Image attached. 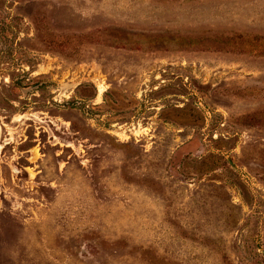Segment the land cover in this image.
<instances>
[{
    "label": "rangeland",
    "instance_id": "374dc122",
    "mask_svg": "<svg viewBox=\"0 0 264 264\" xmlns=\"http://www.w3.org/2000/svg\"><path fill=\"white\" fill-rule=\"evenodd\" d=\"M0 264H264V0H0Z\"/></svg>",
    "mask_w": 264,
    "mask_h": 264
},
{
    "label": "water",
    "instance_id": "95a60500",
    "mask_svg": "<svg viewBox=\"0 0 264 264\" xmlns=\"http://www.w3.org/2000/svg\"><path fill=\"white\" fill-rule=\"evenodd\" d=\"M231 163H232V161H231Z\"/></svg>",
    "mask_w": 264,
    "mask_h": 264
}]
</instances>
